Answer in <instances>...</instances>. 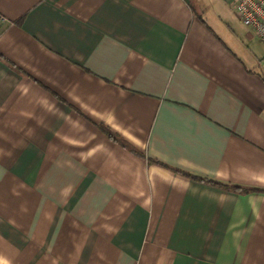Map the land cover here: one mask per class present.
<instances>
[{"label":"crops","instance_id":"0c3cea01","mask_svg":"<svg viewBox=\"0 0 264 264\" xmlns=\"http://www.w3.org/2000/svg\"><path fill=\"white\" fill-rule=\"evenodd\" d=\"M203 1L0 0V264H264V193L175 172L264 190V45Z\"/></svg>","mask_w":264,"mask_h":264},{"label":"built area","instance_id":"2783aa9c","mask_svg":"<svg viewBox=\"0 0 264 264\" xmlns=\"http://www.w3.org/2000/svg\"><path fill=\"white\" fill-rule=\"evenodd\" d=\"M233 9L240 21L264 45V0H234ZM4 18L0 16V30Z\"/></svg>","mask_w":264,"mask_h":264},{"label":"trees","instance_id":"16d2710c","mask_svg":"<svg viewBox=\"0 0 264 264\" xmlns=\"http://www.w3.org/2000/svg\"><path fill=\"white\" fill-rule=\"evenodd\" d=\"M109 136L114 138L113 134L110 132H109ZM175 172L178 174L184 175L188 178H191L195 181L208 183V184H211V185H214V186H217L220 188H224L228 191L239 193V194H250V193H255V192H263L264 193V190H262V189L247 188V187H243V186H239V185H235V184H224V183H219V182H215V181H210L208 179L197 177V176H194L192 174H189L187 172L180 171V170H175Z\"/></svg>","mask_w":264,"mask_h":264},{"label":"rangeland","instance_id":"374dc122","mask_svg":"<svg viewBox=\"0 0 264 264\" xmlns=\"http://www.w3.org/2000/svg\"><path fill=\"white\" fill-rule=\"evenodd\" d=\"M204 1H205V4H204ZM204 1H203V8L206 7L205 9H207V10H211L213 8L214 11H216V7H217L216 4L212 5L211 1H209V0H204ZM218 7H220V6H218ZM229 13L231 15L230 20H232L234 22V20H233V18H234L237 21V23L239 24V25H236V22H234L235 29L237 30V32L242 33V35H243V33H245L244 31H246V33H247L246 28L242 24H240L238 18L235 16V14L233 12H231L230 10H229ZM245 35L247 37L248 34H245ZM250 40H251V38H250Z\"/></svg>","mask_w":264,"mask_h":264}]
</instances>
